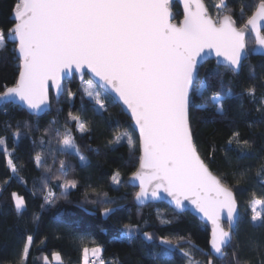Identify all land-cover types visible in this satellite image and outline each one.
Segmentation results:
<instances>
[{"label":"snow or ice","instance_id":"1","mask_svg":"<svg viewBox=\"0 0 264 264\" xmlns=\"http://www.w3.org/2000/svg\"><path fill=\"white\" fill-rule=\"evenodd\" d=\"M180 3L183 18L174 23L172 0H17L12 12L15 23L6 31L0 28V52L9 50V44L15 45L11 51L18 53V78L14 86H3L0 108L23 104L32 114L39 115L50 108L49 81L59 92L62 76L87 68L93 78L85 81L84 92L94 101L96 110H106L107 98L113 96L127 109L133 132H138L139 136V167L127 182L115 171L110 178L111 185L117 189L126 183L138 186L134 199L140 205L160 199L161 193L171 198L176 209L186 210L187 201L195 214L211 226L208 252L204 253L208 255L207 264H215L214 258L225 257V249L230 247L232 264H264V256L258 262L241 257L238 239L236 245L232 244L239 210L233 188L223 182L224 177L214 175L201 158L191 127V111L201 107L194 102V97L204 96L208 87L207 81L200 79V68L213 52L219 58L218 63L235 75H239L250 51L264 55V0H256L254 10L240 26H237V17L242 18L247 7L243 0H235V3L218 0L214 6L215 17L203 0H180ZM249 33L255 39L252 49L248 47ZM221 89L210 97L220 115H223L226 100L244 95L253 103L257 100L255 86L237 94L231 87L224 88L221 81ZM71 96L69 92V98ZM256 111L260 113L259 122L264 123V95L259 97ZM69 121L76 124L80 134L89 133L79 116L70 113ZM25 126L28 127L27 122ZM50 132L56 134L59 147L55 150L49 147V153L76 156L81 166H87V158L81 154L71 130L65 129L61 134L59 128H51ZM13 135L21 134L18 131ZM125 141L130 148L134 147V135L126 131L109 141L113 146L111 150ZM233 141L241 158L256 151L255 142L241 139L239 133H233L229 144ZM6 143L0 138V150L8 168L18 174ZM40 143L43 147L52 141L42 139ZM34 161L39 168L44 157L36 155ZM58 171L67 176L70 167L66 161L60 162ZM255 175L264 176V163ZM261 183L264 185V180ZM58 186L61 195L66 197L70 190L78 187V181L69 179ZM102 196L100 203L115 206L103 207L101 216L113 215L124 207L116 205L115 199H109L108 193ZM43 199L42 209L54 205L56 196L47 191ZM11 200L15 212L22 214L27 207L25 197L12 192ZM257 206L264 209V200L251 202L250 220L254 226L264 227V210H257ZM38 221L37 215L34 222ZM116 238L129 245L141 238L148 242L154 240L150 233H142L135 224H124ZM32 243L33 236H27L20 253L21 264L26 261ZM160 243L164 247L159 253H150L152 258L168 260L178 249L189 257V264H193L179 241L161 239ZM102 251L100 245L91 249L83 247L82 264H90L89 257H100ZM53 259L60 261L61 258L54 253ZM44 260L47 264L46 256Z\"/></svg>","mask_w":264,"mask_h":264},{"label":"trees","instance_id":"2","mask_svg":"<svg viewBox=\"0 0 264 264\" xmlns=\"http://www.w3.org/2000/svg\"><path fill=\"white\" fill-rule=\"evenodd\" d=\"M204 1L209 9V4L218 0ZM16 2L0 0V28L5 31L13 24L10 17ZM243 2L247 7L245 15L237 17V26L243 24L247 15L254 10L256 0ZM173 9L179 19V7L175 4ZM253 45L252 36H248L249 49ZM14 47V44H9V50L0 52V91L4 90L5 85L13 86L18 77L19 60L15 52L11 51ZM252 75L256 78L251 79ZM262 78V56L249 53L239 75L208 61L200 69V79L207 81V90L204 96L194 97V102L201 107L191 111L194 141L201 137L206 145L205 155L197 147L199 154L211 172L224 177L223 182L233 188L238 203L239 215L232 244L236 245L238 239L241 257L257 262L264 256V227L254 226L250 217L251 202L264 200V185L261 183L264 176L255 175L260 164L264 163V123L259 122L260 113L256 111L259 97L264 95ZM87 80L88 77L80 82L75 77L67 80L59 100L55 101L51 95L50 109L41 116L30 115L16 104L0 108V138L6 140V147L18 169V174L11 172L0 150V264H21L20 253L29 235L33 236V243L24 264H44L45 256L54 264V253H58L61 258L56 264H82V248L87 246L90 249L96 245L103 248L99 257L103 258V264H189V257L183 256L178 249L168 260L152 258L150 253H159L164 247L160 243L161 239L168 236L180 242V247L190 254L193 264H207L208 255L204 253L208 252L209 230L197 218L188 212L176 213L165 203L137 206L133 201L136 188L127 183L118 189L111 185L110 178L115 171H119L127 182L130 174L136 170L138 140L129 118L110 96L106 101V110H96L94 101L87 97L81 87ZM221 81L224 88L231 87L237 94L255 86L256 102L253 103L247 95L234 97L224 101L223 115L217 114L210 97L222 90ZM69 92L72 93L71 98ZM70 113L81 118L90 130L88 134L82 135L76 131V124L69 121ZM51 128H59L61 134L65 129L73 132L81 154L87 158V166H81L76 156L59 152L53 155L47 151L49 147L54 150L59 147L56 134L50 132ZM18 131L21 135L15 137L13 134ZM126 131L134 135V147L130 148L125 141L111 150L113 146L109 141ZM233 133H239L241 139L254 141L255 153L241 158L235 141L229 144ZM42 139L51 140L52 143H45L41 147ZM36 155L44 157V163L39 168L34 161ZM62 160L70 167L67 176H62L58 171ZM241 173L244 175L241 176ZM69 179L78 181V187L70 190L65 197L61 195L58 185ZM47 191L55 194L56 201L54 205L42 209ZM12 192L26 199L27 207L22 214L15 212ZM102 193H108L109 199H115L116 205L124 207L113 215L101 216L103 207L115 206L100 203L104 199ZM37 215L39 221L34 222ZM124 224L139 226L142 233H150L154 240L148 242L141 238L134 240L131 245L119 241L116 237ZM81 237L84 239L81 240ZM225 251L227 254L222 259L214 258L215 264H232L233 249L230 247Z\"/></svg>","mask_w":264,"mask_h":264},{"label":"water","instance_id":"3","mask_svg":"<svg viewBox=\"0 0 264 264\" xmlns=\"http://www.w3.org/2000/svg\"><path fill=\"white\" fill-rule=\"evenodd\" d=\"M203 3L207 6V4H206V2L203 0ZM177 5L178 7H179V9H180V13H181V17L179 18V19H177L176 18V13L174 12V5ZM208 7V6H207ZM172 10H173V22L174 23H178L182 18H183V5L180 3V0H172ZM12 12H13V10H12ZM210 12V11H209ZM10 19L12 20V22H13V24L15 23V21H14V18H13V15H12V13H11V17H10ZM248 36H252V38H253V40H254V45H253V47L252 48H254L255 47V39H254V35L253 34H251V33H249V35ZM207 51V50H206ZM250 54L251 55H253V56H262V57H264V55H260V54H257V53H254V52H251L250 51ZM15 55H16V58L18 59V53H15ZM218 59L219 58H217L216 56H215V53L213 52L212 54H211V57L210 58H208V59H206L205 60V62L203 63V65H205L208 61H213L214 62V64L215 65H217V66H223L222 64H219L218 63ZM19 60V59H18ZM224 67V66H223ZM201 69V68H200ZM240 72V71H239ZM76 78V80L78 81V82H80V81H82L83 79H84V77H88L89 79L90 78H93L92 77V74H91V72L87 69V68H84L81 72H79V73H77V72H75V70H73L70 74H67V75H64V76H62V78H61V84H62V89L59 91V92H57V89L56 88H54V87H52V84H51V81H49L48 82V95H49V101H50V106H51V98H50V96L52 95L53 96V98H54V100L55 101H58L59 100V98H60V96L62 95V93H63V89H64V84H65V82L67 81V80H72L73 78ZM18 78V77H17ZM14 86V85H13ZM11 87V86H10ZM113 100H114V102L116 103V104H118L119 106H120V108H121V110L124 112V114L129 118V120H130V126H131V128H132V130H133V128H134V125H133V122L131 121V118H130V114L128 113V111H127V109L122 105V103H120V102H118L117 100H115L114 98H113V96H110ZM17 106H19V107H21L22 109H24L28 114H30V115H34V114H32L23 104H16ZM50 109V108H49ZM49 109L48 110H46V111H44V112H42V113H40L39 115H35V116H41V115H43L45 112H47V111H49ZM135 134H136V137H137V140H138V150H139V155H140V148H139V136H138V132H134ZM199 153V152H198ZM200 155V154H199ZM201 156V155H200ZM201 158H202V156H201ZM203 159V158H202ZM139 167V157H138V164H137V168ZM137 168H136V170H137ZM135 170V171H136ZM134 171V172H135ZM211 171V170H210ZM213 173V172H212ZM214 174V173H213ZM215 175V174H214ZM130 177V176H129ZM129 177H128V179H127V181L129 180ZM129 186H131V187H133L131 184H128ZM134 188H136L137 189V191L139 190L138 189V186L137 187H134ZM133 201H134V203L137 205V206H144V205H147V204H150V203H165L168 207H170L172 210H174L176 213H184V212H188V213H190L192 216H194L195 218H197L202 224H204L207 228H208V230H209V235H210V232H211V226H210V224H208V223H206L204 220H203V218L200 216V215H198V214H195V212H194V209L192 208V206L190 205V204H188V202L187 201H185V204L187 205V208H186V210H180V209H176L175 208V206H174V204H172L171 203V198L170 197H167V194L166 193H161V198L160 199H157V200H151V201H149V202H147V203H145V204H143V205H140L138 202H136L135 201V199L133 198ZM238 215H239V210H238ZM238 215H237V219H238ZM237 223V222H236ZM224 224H226V227H225V229H227L228 228V225H227V222H225ZM235 226H236V224H235Z\"/></svg>","mask_w":264,"mask_h":264},{"label":"rangeland","instance_id":"4","mask_svg":"<svg viewBox=\"0 0 264 264\" xmlns=\"http://www.w3.org/2000/svg\"><path fill=\"white\" fill-rule=\"evenodd\" d=\"M218 1H215V2H212L209 4V11H210V14L215 17V14H216V9H215V4L217 3ZM81 87L84 91L85 87H86V84L85 82H83V84H81ZM88 97V96H87ZM89 98V97H88ZM93 101V100H92ZM135 139V138H134ZM195 144H196V147H198V149L200 150V152L202 153V155H205L206 154V145H205V142L203 141V139L201 137H199L196 141H195ZM133 148V147H131ZM10 153V152H9ZM257 210H262L260 208V206H257ZM164 239H168V240H172L173 242L176 241L175 237H171V236H168V237H165ZM91 249V248H90ZM52 262L54 264L56 263H59V261L57 260H54L53 257H52ZM89 262L90 264H101V262L99 261V257L93 259L91 256L89 257ZM44 264H45V260H44ZM47 264H51L50 263V260L47 259Z\"/></svg>","mask_w":264,"mask_h":264},{"label":"built area","instance_id":"5","mask_svg":"<svg viewBox=\"0 0 264 264\" xmlns=\"http://www.w3.org/2000/svg\"><path fill=\"white\" fill-rule=\"evenodd\" d=\"M85 82V81H84ZM99 261L101 262V261H103V263H104V260H103V258H99Z\"/></svg>","mask_w":264,"mask_h":264}]
</instances>
